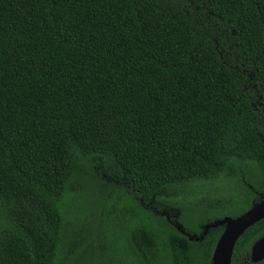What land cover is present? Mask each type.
Listing matches in <instances>:
<instances>
[{"label":"trees","instance_id":"16d2710c","mask_svg":"<svg viewBox=\"0 0 264 264\" xmlns=\"http://www.w3.org/2000/svg\"><path fill=\"white\" fill-rule=\"evenodd\" d=\"M223 177L250 197L208 211L264 199V0H0V264H211L224 226L163 193Z\"/></svg>","mask_w":264,"mask_h":264},{"label":"rangeland","instance_id":"374dc122","mask_svg":"<svg viewBox=\"0 0 264 264\" xmlns=\"http://www.w3.org/2000/svg\"><path fill=\"white\" fill-rule=\"evenodd\" d=\"M99 160V161H98ZM98 161L97 163H95ZM110 167L108 165H103L100 161V159L97 160H92L88 163L86 166V176L88 183L96 185L99 181H102L103 177L104 179H109L107 181L111 182L114 180L112 177L111 178L108 176L107 170H109ZM106 170V171H105ZM113 182V181H112ZM103 184H100L102 186ZM114 185L118 187V184L114 181ZM176 188L170 189V191L163 193V198L167 200L171 199H178L181 201V205L185 206L186 208V219L192 224H199L203 219L206 220L209 217H212L214 219L222 218L227 215H234V214H241L244 210L247 209V206L250 204L249 199L245 198L242 202L238 203L235 206H231L228 208H214L211 211H208L204 207L205 204L209 202V198L212 197L213 195H219V194H226L229 196L228 198L236 199V198H243L244 194L247 197H250V192L245 189L244 187L240 186L237 182V180L233 179H227L225 177L215 179L214 181H202V182H197L196 184L190 185V186H185V185H180V186H175ZM118 196L119 199V195ZM85 199V198H84ZM85 201V200H84ZM117 201L115 202V206L113 205V200L108 204V207L112 206L111 212L113 216L115 215V223L120 224V219L118 218V213H119V206L120 202H118L119 206H116ZM100 212H105V210H102ZM96 212L87 205V203H84L83 208L81 209L79 219L77 220V217H75V221H71V219L68 221V226L70 227L71 233L75 237L72 236L71 238V248H73L74 252L80 254L83 250V248H78L79 244L81 241L77 238L80 236V233H91V229L94 228V226L99 225V222L97 221L96 218ZM73 219V218H72ZM74 220V219H73ZM78 221V223H77ZM75 224V227H74ZM207 224V223H206ZM178 225H182L180 223H177ZM120 227V225H119ZM184 229V228H183ZM99 230L102 229H97L98 233ZM90 243V242H89ZM92 245V244H91ZM93 246V245H92ZM76 250H75V249ZM93 249L92 247L89 248ZM106 261L105 263H107ZM83 264H88L86 260L83 261Z\"/></svg>","mask_w":264,"mask_h":264},{"label":"water","instance_id":"95a60500","mask_svg":"<svg viewBox=\"0 0 264 264\" xmlns=\"http://www.w3.org/2000/svg\"><path fill=\"white\" fill-rule=\"evenodd\" d=\"M264 218V199L254 202L250 208L238 216H225L218 218L204 226V231L200 237L197 234L186 233L182 225L177 227L186 233L190 239H202L209 228L224 226L213 255L211 264H232L233 252L241 235L256 222ZM251 259L258 262L264 259V236L257 239L251 248Z\"/></svg>","mask_w":264,"mask_h":264},{"label":"flooded vegetation","instance_id":"af4514ba","mask_svg":"<svg viewBox=\"0 0 264 264\" xmlns=\"http://www.w3.org/2000/svg\"><path fill=\"white\" fill-rule=\"evenodd\" d=\"M250 259H251V253H250ZM252 260V259H251ZM245 261V260H244ZM244 261H239V264H245V262ZM248 260H246V262H247Z\"/></svg>","mask_w":264,"mask_h":264}]
</instances>
